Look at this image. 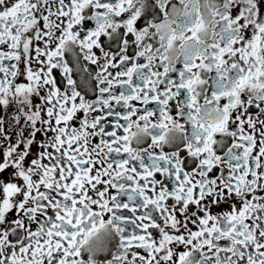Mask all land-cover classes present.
<instances>
[{
    "label": "snow or ice",
    "instance_id": "obj_1",
    "mask_svg": "<svg viewBox=\"0 0 264 264\" xmlns=\"http://www.w3.org/2000/svg\"><path fill=\"white\" fill-rule=\"evenodd\" d=\"M0 264H264V0H0Z\"/></svg>",
    "mask_w": 264,
    "mask_h": 264
},
{
    "label": "flooded vegetation",
    "instance_id": "obj_2",
    "mask_svg": "<svg viewBox=\"0 0 264 264\" xmlns=\"http://www.w3.org/2000/svg\"><path fill=\"white\" fill-rule=\"evenodd\" d=\"M84 90H86V89H84Z\"/></svg>",
    "mask_w": 264,
    "mask_h": 264
}]
</instances>
